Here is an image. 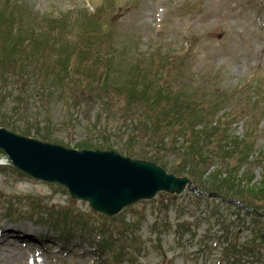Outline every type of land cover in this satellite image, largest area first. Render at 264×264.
<instances>
[{"label": "rangeland", "instance_id": "1", "mask_svg": "<svg viewBox=\"0 0 264 264\" xmlns=\"http://www.w3.org/2000/svg\"><path fill=\"white\" fill-rule=\"evenodd\" d=\"M0 14L14 35L21 33L27 43L30 37L42 44H50L51 37L58 41L65 37L63 42L70 43L79 34L75 41L82 45L72 57L89 62L99 58L101 50L98 75L109 68L124 83L134 73L148 72L206 111L208 127L213 125L208 135L197 134L194 130L207 119L199 124L194 120L192 133L183 119L170 115L173 124L162 128L158 142L150 145L147 136L138 140L128 139L127 132L114 133V149L152 160L169 172L176 173V167L193 172L176 174L187 175L197 189L186 188L181 194L160 191L113 216L94 210L88 200L73 198L62 184L16 168L0 148V264L264 261V249L237 251L253 238L254 230L248 226L255 228L256 222L249 208L229 206L231 200L206 192L204 185L212 172L220 177L233 173L250 185L264 177V0H0ZM0 86L8 92L14 88L12 82ZM78 90L87 91L84 96L97 104L92 114L103 107L105 101L92 97L90 88ZM113 92L114 111L103 121L121 126L131 111L150 107L134 99L130 109L127 94L116 87ZM6 98L12 100L10 95ZM33 102H40L34 94ZM51 106L58 126L64 122L62 100ZM57 130L54 136L68 147L79 148L86 139L84 133ZM98 139L104 142V137ZM129 140L141 152L129 149ZM165 141H176L175 147L168 148L171 144L166 146ZM206 154L212 155L204 158ZM243 199L264 210V199L248 195ZM258 222L261 227V219Z\"/></svg>", "mask_w": 264, "mask_h": 264}, {"label": "trees", "instance_id": "2", "mask_svg": "<svg viewBox=\"0 0 264 264\" xmlns=\"http://www.w3.org/2000/svg\"><path fill=\"white\" fill-rule=\"evenodd\" d=\"M6 24L7 21L0 16V84L5 85L12 82L14 88L8 92L0 86V126L26 135L35 132L43 140L53 142L61 140L53 134V131H58L57 129L71 130L76 135L84 133L86 139L79 143L80 149L103 150L114 149V133L122 135L127 132L128 139L136 137L138 140L147 136L145 141L148 145L154 141L158 142V132L173 124L170 121V115L177 119H183L189 132L192 133L196 125V123H192L194 120H197L199 124L207 119V124H203L201 128H198V131L194 130V133L206 134L207 130L210 131L213 128L212 123L211 127H208L210 123H208L206 111L201 112L202 109H199L191 100L182 99L181 92L176 95L171 84H160L158 77L148 76V72L143 73L142 70V73L138 75L134 73L128 80L123 81L124 83H119L109 68L100 72L99 75L96 73V70L101 66V63H98L99 58L102 57L101 50L97 52L99 58L91 59L89 62L85 57L73 58L75 49L82 45V43L76 42L77 40L75 41L79 34L73 36L74 39L70 43L63 42L66 40L65 37L63 41H58L56 37L48 38L50 44H42L39 40L30 37V41L27 43L23 40L24 36L21 33L14 35L12 27ZM80 31L81 27H79V33ZM91 61L93 62L90 63ZM87 65H92L94 69L89 71ZM103 69L105 67L102 66ZM141 76H144L143 80ZM148 77L150 78L147 80ZM78 86H80V90L90 88L89 92L92 97L94 95L101 96V99L105 101L103 107L92 114L90 110L94 103L90 98L84 96L87 91L86 93L79 92ZM115 87L127 94L125 100L130 105V109L135 102L134 99L148 103L150 107L147 109L140 107L139 110L131 111L130 114L124 116L121 126H116L110 121H103V119H109L114 111L115 94L113 90ZM33 94L38 97L39 103L33 102L32 104ZM7 95H10L12 100H7ZM60 100L63 103L64 122L57 126L51 104L57 106ZM162 101H166V104H163ZM157 105L161 106L157 107ZM96 106L97 104L94 108ZM74 121L76 122L73 123ZM208 134L209 132L206 135ZM174 135L175 133L172 132L170 137H174ZM99 136L104 137V142L100 139L97 140ZM164 144L166 146L171 144L168 148L175 147L176 141H165ZM127 145L131 146L129 149L133 151L141 152L142 150L138 149L137 143L131 140ZM210 155L212 154H206L204 158ZM174 172L194 175L193 172L179 169V167H176ZM244 179V177L233 173L220 177L216 172H212L204 181V185L206 192H216L223 200H231L228 202L229 206L233 204L237 205L239 209L247 210L249 208L247 212L252 213L256 222L253 223L255 228L248 226L254 230L251 231L253 238L240 244L237 251L239 253H244V251L256 253V251L264 249V244H262L264 241V231L262 230L264 217H260V213L264 215V210L260 206L250 205L243 199V196L264 199V177L258 185H250ZM232 192L237 193L238 196L233 195ZM233 199H235L234 203H232ZM258 219H261L262 228ZM236 237L239 239L238 235ZM241 261L242 259H235L234 263L237 264ZM257 264H264L263 259L257 260Z\"/></svg>", "mask_w": 264, "mask_h": 264}, {"label": "water", "instance_id": "3", "mask_svg": "<svg viewBox=\"0 0 264 264\" xmlns=\"http://www.w3.org/2000/svg\"><path fill=\"white\" fill-rule=\"evenodd\" d=\"M0 148L16 168L37 179L62 184L73 198L88 200L94 210L111 216L140 200L154 198L160 191L181 194L186 188L197 189L187 175L116 149L68 147L5 126H0Z\"/></svg>", "mask_w": 264, "mask_h": 264}, {"label": "bare ground", "instance_id": "4", "mask_svg": "<svg viewBox=\"0 0 264 264\" xmlns=\"http://www.w3.org/2000/svg\"><path fill=\"white\" fill-rule=\"evenodd\" d=\"M6 231H8V230L6 229ZM1 232H2V230H1Z\"/></svg>", "mask_w": 264, "mask_h": 264}]
</instances>
